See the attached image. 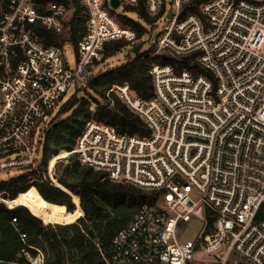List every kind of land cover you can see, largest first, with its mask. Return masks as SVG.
I'll return each mask as SVG.
<instances>
[{
	"label": "built area",
	"instance_id": "2783aa9c",
	"mask_svg": "<svg viewBox=\"0 0 264 264\" xmlns=\"http://www.w3.org/2000/svg\"><path fill=\"white\" fill-rule=\"evenodd\" d=\"M77 2L78 12L61 0H0V174L36 170L35 138L67 91L97 76L106 48L121 42L133 51L160 26L138 54L193 61L177 73L153 64L146 101L126 84L106 92L139 117L147 137L89 119L68 153L112 183L157 194L114 234L104 264H197L198 256L264 264V219H256L264 214V0ZM129 16L145 30L139 38L120 22ZM52 37L62 44L44 45ZM43 174L52 181L48 166ZM191 222L196 239L181 241ZM35 251L28 263L44 264Z\"/></svg>",
	"mask_w": 264,
	"mask_h": 264
},
{
	"label": "trees",
	"instance_id": "16d2710c",
	"mask_svg": "<svg viewBox=\"0 0 264 264\" xmlns=\"http://www.w3.org/2000/svg\"><path fill=\"white\" fill-rule=\"evenodd\" d=\"M61 3L78 12L77 0H61ZM137 14L144 22H153L146 17L141 6ZM120 22L123 26L134 30L137 38L145 31L129 18L120 17ZM76 29H80L79 24ZM50 39L54 40H45L44 45H59L63 42L62 37ZM70 41L75 44L74 34L71 35ZM124 46L125 44L121 42L112 44L106 48L105 58H111ZM152 51L153 49H150L148 52L137 54L120 66L106 70L86 83L88 89L100 84L104 93L103 95L95 93L98 100L94 101V111L88 115L85 122L93 119L113 128L119 135L147 137L148 131L139 117L128 110L114 95L107 98L106 92L112 86L126 84L136 98L146 101L152 96L153 91L152 80L148 73L153 64L170 65L177 73L193 61V55L184 56L179 61L166 56L151 58L149 53ZM197 72L200 71H193V73ZM80 104L81 101L76 100L72 95L61 105L52 122L68 113H76L81 108ZM66 122L67 120L59 122L53 127V131H57ZM72 149L73 147L69 148L64 157ZM45 154L46 147L42 150L41 161L36 170L21 172L0 181V194L4 200L3 204H0V264H29L26 255L29 258H35L37 248L34 246L37 238L44 239L49 247L54 260L53 264H104L102 256L104 258L108 256L114 234L133 220L143 204H152L157 194L142 191L130 185L112 183L106 179L105 174L80 165L73 156H71L73 159L71 167L81 173L77 181L74 184H68L51 178L52 182L43 174L47 168ZM33 187L38 192L36 196L30 191ZM68 195L78 202L77 207L81 211L80 217L76 219L80 224L67 226L72 235L73 251L78 256L76 263L65 261L61 252V243L51 234L49 226L42 224V222L48 224L49 220L44 215L42 204L65 206L69 216L72 215L73 206L69 202ZM261 214L256 217L257 220L264 219V214ZM12 220H15L13 225H11ZM21 234L26 237L24 243L20 240Z\"/></svg>",
	"mask_w": 264,
	"mask_h": 264
},
{
	"label": "rangeland",
	"instance_id": "374dc122",
	"mask_svg": "<svg viewBox=\"0 0 264 264\" xmlns=\"http://www.w3.org/2000/svg\"><path fill=\"white\" fill-rule=\"evenodd\" d=\"M129 18L131 20L134 19L132 16H129ZM153 29L154 26L150 28L151 31ZM159 30L160 26H157L152 32H149V35H146L143 38L144 44L142 51L147 50L154 42ZM65 52L69 64L72 65L74 61L73 49L71 47L66 48ZM133 56V51L130 49L119 51L97 68V75L105 72L106 70L120 66ZM262 56H264V46L262 48ZM95 93L103 95L104 90L100 84H97L91 89H88L87 85L84 83L74 85L67 91L64 101H67L72 95H74L76 100L81 101V108L76 113H68L67 115L61 116L56 121L46 125L43 128L44 131L42 132L41 136H36L35 138V141H37L35 147L37 148L38 153H42L43 148L46 147V154L44 156V160L46 162L45 165L48 166L50 176L54 181L62 180L68 184H74L77 181L78 176L81 175L80 171H77L71 167V161L73 160L72 157L70 156L71 158L67 157L65 159L64 156L66 151L73 147L79 130L81 129L85 120L88 118V115L92 113V109L94 110L95 108L94 101L98 100V97L95 96ZM60 107L61 105L55 110V114H57ZM66 120L67 122L64 123L61 128H59L57 131H53L54 126H56L59 122H65ZM15 174L16 172L0 174V181L6 180ZM45 176L47 175L45 174ZM30 191L34 196H36L38 193L34 187ZM69 198V202H71L70 204L73 206V213L71 216H69L70 214L66 212L65 206L50 203V205L46 206L45 208L48 210V212H50L51 217L48 220V224H44L43 222L42 224L44 226L48 225L49 229L51 230V234H53L61 243V252L65 261L67 263H76L78 261V256L73 251V242L71 241L72 235L67 226L80 224L78 221H76V219L80 217L81 211L77 207L78 202H76V200H74L72 197ZM0 199L2 198L0 197ZM0 204H2V202H0ZM81 218L83 219V217ZM198 232L199 227L197 226L196 222H191L190 224L184 225L182 227L181 241H194L198 235ZM34 247H36L37 250L42 253L45 264H53L54 260L52 258L51 251L46 245L44 239L37 238ZM26 257H28V255H26ZM197 259V264H221L216 263L205 256H198ZM233 261L234 258H229L226 264H233Z\"/></svg>",
	"mask_w": 264,
	"mask_h": 264
},
{
	"label": "water",
	"instance_id": "95a60500",
	"mask_svg": "<svg viewBox=\"0 0 264 264\" xmlns=\"http://www.w3.org/2000/svg\"><path fill=\"white\" fill-rule=\"evenodd\" d=\"M110 5L112 6L113 9H116L119 5L118 0H110ZM143 43L137 45L134 50H133V54L136 55L138 54L140 48L142 47ZM69 197H71L70 195H68Z\"/></svg>",
	"mask_w": 264,
	"mask_h": 264
},
{
	"label": "bare ground",
	"instance_id": "6f19581e",
	"mask_svg": "<svg viewBox=\"0 0 264 264\" xmlns=\"http://www.w3.org/2000/svg\"><path fill=\"white\" fill-rule=\"evenodd\" d=\"M68 155H69V154L66 155L65 159L68 157ZM42 206H43V210H44V215H45V217H47V218L50 219L51 216H50V213L48 212V210L45 208L46 205L42 204ZM78 211H79V210H78Z\"/></svg>",
	"mask_w": 264,
	"mask_h": 264
}]
</instances>
